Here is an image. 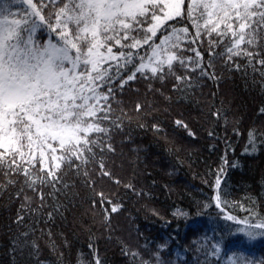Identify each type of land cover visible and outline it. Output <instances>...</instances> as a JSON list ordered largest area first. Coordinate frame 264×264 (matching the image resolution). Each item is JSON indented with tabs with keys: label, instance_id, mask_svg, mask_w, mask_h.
Listing matches in <instances>:
<instances>
[{
	"label": "snow or ice",
	"instance_id": "snow-or-ice-1",
	"mask_svg": "<svg viewBox=\"0 0 264 264\" xmlns=\"http://www.w3.org/2000/svg\"><path fill=\"white\" fill-rule=\"evenodd\" d=\"M218 63L228 72L250 67L264 81V0H0V198L19 205L13 223L24 226L36 213L54 221L81 187L89 209L111 225L122 202L104 182L121 183L117 137L130 141L133 122L145 126L155 108L149 94L171 103L165 89L183 94L195 74L218 83ZM140 83L143 96L132 87ZM128 91L136 99L126 111L119 97ZM213 116L219 120L220 110ZM175 124L194 135L184 120ZM150 127L160 131L158 123ZM124 186L135 191L131 181ZM214 200L233 223L213 237L212 254L226 231L237 248L231 264H264V256L239 251L264 243V217L247 209L243 219L233 215L219 191ZM22 236L27 241L29 233ZM166 246L141 250L122 242L121 252L131 264H166ZM88 247V264H104L94 244Z\"/></svg>",
	"mask_w": 264,
	"mask_h": 264
},
{
	"label": "trees",
	"instance_id": "trees-1",
	"mask_svg": "<svg viewBox=\"0 0 264 264\" xmlns=\"http://www.w3.org/2000/svg\"><path fill=\"white\" fill-rule=\"evenodd\" d=\"M38 35L47 38L45 33ZM216 71L222 77L218 83L195 74L193 87L183 94L169 91V85L165 95L172 96L171 103L149 94L155 108L141 121L145 126L133 122L130 141L117 137L114 171L121 183L104 182L107 192L122 202L111 225L103 221L99 209H89L88 194L81 187L73 190L78 198L62 216L48 221L36 213L24 226L13 223L19 205L0 198V264H88L93 259L90 242L104 264H131L121 252L122 242L141 250L166 244V264H231L237 248L228 243L226 231L220 252L213 255L209 247L213 237L219 238L221 229L233 223L223 219L214 197L219 191L228 211L241 219L248 216L245 209L264 217V114L260 113L264 81L250 67L247 74L228 72L218 63ZM132 87L143 96L145 84ZM119 98L127 111L136 93L128 91ZM217 109L219 120L213 116ZM177 119L184 120L194 135L178 127ZM151 123L159 124L158 133ZM130 181L135 191L125 188ZM23 232L29 233L27 241ZM239 251L260 258L264 243L258 239Z\"/></svg>",
	"mask_w": 264,
	"mask_h": 264
}]
</instances>
